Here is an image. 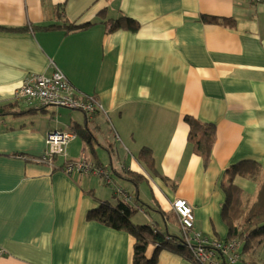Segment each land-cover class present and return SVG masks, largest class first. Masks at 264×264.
<instances>
[{"label": "crops", "instance_id": "obj_1", "mask_svg": "<svg viewBox=\"0 0 264 264\" xmlns=\"http://www.w3.org/2000/svg\"><path fill=\"white\" fill-rule=\"evenodd\" d=\"M123 17L140 29L109 33L108 22ZM55 67L75 97L96 98L104 111L89 120L83 111L85 120L63 118L62 108L54 112L57 120L37 112L0 118V264H133L131 234L87 219L101 205L123 200L116 188L140 199L135 225L179 235L176 226L182 235L178 218L168 217L172 203L183 199L194 210L195 231L211 241L239 242L240 258L221 263L235 264L253 250L264 264V244L243 251L222 217L227 172L244 160L264 171V4L0 0V106L18 101L28 76H51ZM186 116L216 126L207 167L187 145ZM85 122L99 142L98 164L113 179L109 187L95 174L66 173L65 158L38 161L48 151L49 132L71 133L74 123ZM143 148L152 151L157 172L139 160ZM82 152L90 155L77 137L67 159ZM130 173L144 177L138 188L126 180ZM260 180L235 179L245 207ZM154 253L149 247L147 258ZM157 264L194 263L164 250Z\"/></svg>", "mask_w": 264, "mask_h": 264}, {"label": "trees", "instance_id": "obj_2", "mask_svg": "<svg viewBox=\"0 0 264 264\" xmlns=\"http://www.w3.org/2000/svg\"><path fill=\"white\" fill-rule=\"evenodd\" d=\"M209 20L217 22V19ZM88 26L89 25L79 28H87ZM108 26L109 33H114L119 30L136 32L140 29V24L138 22L127 17L111 20L108 22ZM68 28L74 30L77 27L69 25ZM20 107L21 104L18 101L0 106V118H5L7 116L18 117L26 113L46 111V107L39 109L29 107L26 110H19ZM87 116V120H89L88 118L90 116ZM184 120L189 128L187 145L195 155L203 159L204 166L207 167L216 139V126L202 123L192 116H186ZM71 133L80 137L85 142L95 165L110 173L107 168L98 164L96 147L99 145V142L97 136L89 128L88 122H85L83 125L74 123L73 132ZM138 158L141 162L145 163L151 171L157 172L151 150L143 148ZM227 174L230 176L229 186L223 188L226 195V203L222 210V217L229 229V239H237L241 243H244L243 251H245V248L249 249L253 242L258 241L264 244V171L261 164L254 160H244L234 165ZM237 177L245 179H256L261 177L262 179L258 191V200L248 205V208L245 207L243 201V190L234 183ZM126 178V180L132 182L137 188L140 183L145 180L143 176L134 173H130L129 177ZM111 180V184H108L107 181L106 184L112 185L113 179L111 178ZM128 194L132 198L131 202L122 200L119 201L115 207L109 204H103L99 208L88 212L87 219L89 221L98 222L114 230L131 234L135 240L133 246V264H157L158 256L160 252L164 250L184 256L194 264H199L193 258L191 250L186 245L181 235L169 232L164 233L151 226L135 225L132 218L137 211V207L135 206L140 202V199L138 197L134 198L130 193ZM172 217H177L174 212L170 214L168 218ZM248 232H250V234L248 237H245V234ZM149 247H155V253L150 259L146 256Z\"/></svg>", "mask_w": 264, "mask_h": 264}, {"label": "built area", "instance_id": "obj_3", "mask_svg": "<svg viewBox=\"0 0 264 264\" xmlns=\"http://www.w3.org/2000/svg\"><path fill=\"white\" fill-rule=\"evenodd\" d=\"M253 3H262L264 0H250ZM18 101H24L29 107L44 108L56 107L71 110H80L87 115L98 111H104L103 106L96 98H77L74 89L67 77L57 68L51 76L30 75L17 90ZM77 136L73 133L54 130L47 135L48 151L38 161L52 164L56 158H65V172L68 174H95L105 177L108 184L112 183L110 173L101 167H97L93 158L86 152H82L77 159H67V146ZM117 195L125 202H131L132 198L122 188L116 189ZM173 212L176 214L182 232V238L192 252L193 258L199 264H223L220 259H229L232 262L240 258L241 246L238 241L224 243L218 240L211 241L201 232L195 231V214L192 206L183 199H176L172 203ZM2 254L0 253V259Z\"/></svg>", "mask_w": 264, "mask_h": 264}, {"label": "rangeland", "instance_id": "obj_4", "mask_svg": "<svg viewBox=\"0 0 264 264\" xmlns=\"http://www.w3.org/2000/svg\"><path fill=\"white\" fill-rule=\"evenodd\" d=\"M27 108H29V106L25 103V102H23V103H21V107H20V109L19 110H26ZM47 110V112H41V111H38L37 113H39V114H41V115H44L45 117H48V118H50V119H53V120H57V114H54V112H57L56 111V109H61V108H56V107H47L46 108ZM61 114H62V116H63V118H65V117H67V116H69V115H73L74 117H76V116H78L79 118H81L82 120H85V115H84V113L82 112V111H80V110H71V109H66V108H62L61 109ZM103 178V179H102ZM100 179L103 181V183L105 184V186H107V187H109L108 185H106V180H105V177H100ZM114 179H115V181L117 182V183H120L121 184V186H125V183H124V181H121V180H119L117 177H114ZM262 180V179H261ZM260 180V181H261ZM256 184H257V188H256V192H255V194L254 195H251L250 196V199H251V202H253V203H255L257 200H258V190H259V187H258V184H259V186H260V183H257L256 182ZM130 189V188H129ZM131 190V189H130ZM248 194V193H247ZM246 193H245V196L247 195ZM144 206V205H143ZM149 211V210H148ZM150 212V211H149ZM141 212L139 211V210H137L136 211V213L133 215V220L137 217V218H142V214H140ZM151 213V212H150ZM152 215V214H151ZM170 229H172V228H170ZM173 230V229H172ZM174 231L176 232V233H179V235H180V230H179V228L178 227H174ZM256 246V242H253L252 243V245H251V247L253 248V247H255ZM258 256L257 255H254V251L253 250H251V251H249V252H246L244 255H242V257H241V261L239 260V262H237V263H235V264H250V263H258V261H257V258Z\"/></svg>", "mask_w": 264, "mask_h": 264}]
</instances>
